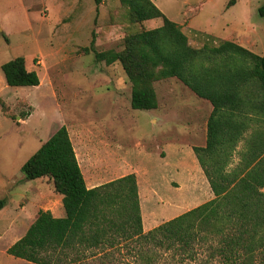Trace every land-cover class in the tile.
<instances>
[{
  "label": "rangeland",
  "instance_id": "obj_1",
  "mask_svg": "<svg viewBox=\"0 0 264 264\" xmlns=\"http://www.w3.org/2000/svg\"><path fill=\"white\" fill-rule=\"evenodd\" d=\"M154 2L167 17L177 23L186 21L189 29L198 32L214 29L218 33L212 23L220 13L226 18L238 15L239 24L254 29L260 38L257 49L264 50V15L259 12L264 0ZM126 10L120 0H0V52L6 53L4 59L21 55L33 61L41 81L37 86H9L1 93L6 95L3 100L7 112L0 106V198L9 197L18 218L13 225L0 223V264H36L7 252L33 221L25 215L36 213V206L22 210L23 204H17L27 202L29 189L54 194V188L47 177L26 179L21 167L62 125L69 131L86 176L89 155L95 149L100 172L112 169L100 182L130 169L124 166L129 163L147 173L140 177L141 208L146 215L153 207L160 224L214 198L205 174L202 177L196 170V154L188 146L195 131L184 132L182 128L184 119L192 117V108L206 110L210 103L170 77L156 83L160 106L134 109L131 83L122 65L96 59L95 50H121L128 32L163 23L157 17L131 24L125 17ZM222 18L218 21L225 24ZM205 32L210 34V30ZM197 124L191 121L190 128ZM172 126L174 132L169 129ZM171 134L178 139L175 143L185 144V153L191 156L175 161L170 154V165H166L160 152L172 144ZM106 149L121 155L114 157L112 165L102 167L101 161L109 154ZM118 166L122 170L119 173L114 171ZM164 173L167 177L161 179ZM199 233L202 239L187 245H160L152 239L134 237L80 252L67 250L68 257L61 255V264H245L226 262L219 236L205 229Z\"/></svg>",
  "mask_w": 264,
  "mask_h": 264
},
{
  "label": "trees",
  "instance_id": "obj_2",
  "mask_svg": "<svg viewBox=\"0 0 264 264\" xmlns=\"http://www.w3.org/2000/svg\"><path fill=\"white\" fill-rule=\"evenodd\" d=\"M120 2L131 24L157 17L163 23L128 32L121 50H95L96 59L122 65L131 83L134 109H156V83L170 77L212 104L206 144L194 146V152L214 198L143 232L136 174L89 188L69 131L62 125L21 171L30 180L47 177L54 191L63 195L65 215L39 210L7 252L36 264H61V255L68 257L67 250L113 245L118 236L187 245L202 239L199 231L205 229L219 236L226 262L264 264V54L230 40L217 47H193L181 25L154 0ZM259 12L264 15V4ZM1 68L10 86L41 82L37 71L27 68L24 56L9 59ZM0 106L7 112L1 98ZM241 142L246 147L237 151ZM236 151L238 162L233 161ZM6 203V197L0 198V210Z\"/></svg>",
  "mask_w": 264,
  "mask_h": 264
},
{
  "label": "crops",
  "instance_id": "obj_3",
  "mask_svg": "<svg viewBox=\"0 0 264 264\" xmlns=\"http://www.w3.org/2000/svg\"><path fill=\"white\" fill-rule=\"evenodd\" d=\"M220 14H221V16H216L215 23H212L213 26H215L218 29V33L212 31L214 29H212V30L209 29L210 30V34L208 32H205V31H209V30L202 29L199 32L197 30H195V29L191 30L186 25L187 24L186 21H184L183 23L179 22L178 24L181 25L183 32L187 35L189 43L193 47L201 48V47H203L205 45H210V46H216L217 47L223 41L230 40V41H234V42H236V43H238L240 45H243L244 47L252 50L253 52H255V53L259 54V55H263L264 54V50L263 49H261V48H260L261 50L257 49V46L259 45L257 43L259 42L260 38L257 36V34L254 31V29L249 28V27H247V28L246 27H242V25L239 24L240 19H239L238 15L233 14L232 16H230V18H226V16L225 17L222 16V13H220ZM221 18L223 20H226L225 24H221V22L218 21ZM216 22H218L219 25H216ZM5 55H6V53L4 51L0 52V98H2V100L4 99V96H6V95H2L1 93L4 92L7 89H10L9 88L10 85H8L7 82H6V79H5V76H4V73L2 71L1 66H2V64L4 62L8 61L9 59H12V58L16 57V56H13L12 58L4 59ZM25 59H26L27 68L29 70H35L38 73L39 72L37 70L38 65L33 63V61L32 62L29 61L27 57H25ZM7 93H10V92H7ZM202 99H204V98H202ZM204 100H206V99H204ZM159 106H160V104H159ZM167 107H168V105H167ZM212 109H213V106H212L211 103H210V108H208V109L206 108V110H203V109L201 110L200 108L194 107L191 110L192 111V115H191L192 117L190 119H186V118L184 119V124L182 126L183 131L186 132L188 129L189 130L192 129L193 131H195L193 141L188 144V146L190 147L189 148L190 151L194 152V146H204L206 144V141H207V123H208V118H209V116H210V114L212 112ZM153 121L157 122L158 119L153 118ZM191 121H194V122L198 121L197 127L190 128V122ZM169 129L172 132H174V130L176 128L174 126H172ZM167 138H169V137H167ZM170 138H171V140H173L172 144L170 145V147L166 151L162 150L160 152V155L162 156L163 160L166 161V165H170V163H169L170 162L169 161V158H170L169 155L170 154L174 155L173 158H176L175 161L182 160L184 158V155H187L185 153L186 151L184 149L186 147L185 144H182V143H180L178 141H176L177 143H175V140H178V139L176 138V136L174 134H171ZM172 146H174V147L172 148ZM243 147H246L245 142H241L239 144V146L237 147V151L241 150ZM170 148H172V149H170ZM75 151H76V155H77L79 164L81 166L82 172H83L84 177H85L86 185L89 188H92V187H96L98 185H101L103 183H106V182H100V180L103 177H105L106 175L110 174L109 171H112V169H107L106 170V168H104L103 171L100 172V170H99L100 169V167H99L100 166L99 165L100 162L98 161V158H97L98 156L94 155V153L97 151V149H95V152L93 151L92 154L90 153V155H89V158L90 157L92 158V159L90 158V162H89L90 163L89 176L85 175V172L83 170V167H82V164H81V160L79 158V154H78L76 148H75ZM237 151L233 155V161L234 162H238L239 158H240V154L237 153ZM107 153H109L107 155V158H105V159H103L101 161V163L103 164L102 167H105L104 165L107 164V163H111V165H112V162L115 161L114 157L117 156V155L118 156L121 155V153L119 151H117V150H114L113 152L110 150ZM104 155L106 156V152L105 151H104ZM109 155H110V157H108ZM188 155L191 156L190 153ZM196 158H197V156H196ZM191 159H192V157H191ZM194 162H195L194 164H196V166L198 165V167L195 166L196 170H198L200 172V175L202 174V177H204L205 173H204V170H203L198 158L194 159ZM118 163L124 165L122 161L118 160ZM126 163L128 164L127 161H126ZM124 166L130 167V169H127L125 172L119 173L122 170H121V167L118 166L114 170L115 172L119 173L116 178H119V177L124 176V175L129 174V173H135L136 176H137V181H138V186H139V194H140V199H141V185H140L141 181H140V177L141 176L145 177L147 175V173L143 172L141 169H139L135 165H132L131 163H129V165H124ZM110 168H112V166H110ZM175 168L176 169H180L179 167H175ZM169 169H167V170H169ZM166 177H167V175L165 173L161 175V179H164ZM116 178H113V179H116ZM206 178H207V176H206ZM41 179H43V178H40V180ZM113 179H110L108 181H111ZM207 180H208V178L206 179V181ZM208 185H210V183ZM210 188H211V186H210ZM28 192H29V196L30 197H29V199L26 202L27 204L24 201H22V202H19L17 205L23 204L22 210H25V209L29 210L30 207L36 206V213L32 217H30V214L29 215H25V217L31 218L34 221L36 219L37 215H38L39 210H41V209L49 210V211L52 212V214L54 216H57V217L65 215V209H64V205H63V195H61L60 193H58L56 191H54V194L39 193V192L34 191L33 189H29ZM6 198H7V203L0 210V223L6 222V224H12L13 225L15 223V219L18 218V215L14 216L13 209H12L13 205L9 201V197H6ZM152 209H153V207L150 208V210H151L150 213H147L145 215L144 210L141 208V210H142L143 232H147V231L157 227L160 224V222L158 220L159 214L157 212H153L154 210L152 211ZM167 220H169V219H167ZM30 225H31V223L27 227H29ZM117 239H118V241L120 240L119 236L117 237Z\"/></svg>",
  "mask_w": 264,
  "mask_h": 264
}]
</instances>
